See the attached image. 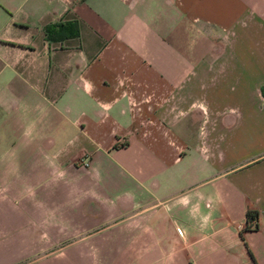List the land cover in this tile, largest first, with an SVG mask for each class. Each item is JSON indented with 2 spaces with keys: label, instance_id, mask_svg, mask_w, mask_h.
<instances>
[{
  "label": "crops",
  "instance_id": "0c3cea01",
  "mask_svg": "<svg viewBox=\"0 0 264 264\" xmlns=\"http://www.w3.org/2000/svg\"><path fill=\"white\" fill-rule=\"evenodd\" d=\"M0 264H264V0H0Z\"/></svg>",
  "mask_w": 264,
  "mask_h": 264
},
{
  "label": "trees",
  "instance_id": "16d2710c",
  "mask_svg": "<svg viewBox=\"0 0 264 264\" xmlns=\"http://www.w3.org/2000/svg\"><path fill=\"white\" fill-rule=\"evenodd\" d=\"M44 37L46 38V41L58 39V38H68V37H75L77 35V29L75 24H54V25H48L44 27L43 29ZM256 218L255 212L247 211L245 213V223L249 219ZM246 226H244L245 229Z\"/></svg>",
  "mask_w": 264,
  "mask_h": 264
},
{
  "label": "built area",
  "instance_id": "2783aa9c",
  "mask_svg": "<svg viewBox=\"0 0 264 264\" xmlns=\"http://www.w3.org/2000/svg\"><path fill=\"white\" fill-rule=\"evenodd\" d=\"M87 164L84 163V166H86ZM255 225V220L254 219H249L246 223V226H248L249 228H253Z\"/></svg>",
  "mask_w": 264,
  "mask_h": 264
}]
</instances>
